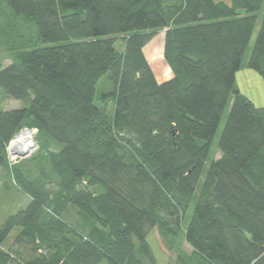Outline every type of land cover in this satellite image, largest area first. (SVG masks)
<instances>
[{
	"label": "trees",
	"instance_id": "trees-1",
	"mask_svg": "<svg viewBox=\"0 0 264 264\" xmlns=\"http://www.w3.org/2000/svg\"><path fill=\"white\" fill-rule=\"evenodd\" d=\"M0 3L33 29L0 59V89L23 103L0 111V175L28 197L0 225V264H156L154 228L190 247L179 264H264V107L235 83L254 34L246 66L264 79V0ZM161 31L159 81L144 48ZM24 127L35 176L7 158Z\"/></svg>",
	"mask_w": 264,
	"mask_h": 264
},
{
	"label": "rangeland",
	"instance_id": "rangeland-1",
	"mask_svg": "<svg viewBox=\"0 0 264 264\" xmlns=\"http://www.w3.org/2000/svg\"><path fill=\"white\" fill-rule=\"evenodd\" d=\"M7 15H8L7 10L0 3V59L4 66L10 63L11 61L10 54L12 50H19L22 47L25 48L27 46L24 43L23 38L28 33L33 32V29L30 26L21 25V24H13V21L11 22V20L8 19ZM254 35L252 36L249 47L243 57L242 63L244 64H245V61L247 60V55L250 51L251 44L253 43ZM29 36L31 37L32 35H29ZM162 38H163V32L161 31L144 48V53L151 67V70L154 76L159 81L168 79L171 76L170 70L167 67V65L164 63L163 58H162ZM116 47L118 49H121V43L118 42L116 44ZM251 70L254 72L255 74L254 76L242 74L241 75L242 77H240L237 80V83L243 91H246L254 98L255 97L257 98V105L263 106L264 105V83H263L264 79L255 70L253 69ZM238 72H242V69H240ZM110 89H111V84L109 82L108 75L105 74L98 80L96 84L94 102L98 104L99 103L97 99L98 94L102 91H108ZM237 89L239 88L237 87ZM21 107H23V103L21 101L7 97L5 93L0 89V111L21 108ZM228 110H229V106L226 107L222 120L218 126L214 140L212 142L211 150H210L207 161H210L212 158H217L219 156L218 150H216L215 147H216V142L220 135L225 117L228 113ZM106 112L108 116L110 117L112 116L113 102L108 103L106 107ZM21 132L20 133L18 132L17 135L10 142L12 152L10 151V148L8 146V149L10 151V152H7L8 162H9V165H13L20 160L27 162V164L25 165V167L27 168V171H29L33 176H35L38 174V164L35 162H31L30 158L35 156L37 152H39L40 141L38 139L36 131L31 130V140L34 143V146L31 152L26 153L30 145H28L26 149H25L26 146L19 148V146L17 145L16 139L21 134ZM18 144L20 145L19 142ZM47 147L49 150L57 149V146L53 142H49V144H47ZM19 152L21 154H15V155L12 154V153H19ZM3 180H6V179L0 175V225L3 223L5 217L8 214L14 213L20 208L25 207L28 202L27 195H25L17 187L18 185L16 184L11 185L9 189L4 190ZM10 183L13 184L12 181ZM16 230L17 229L15 228L11 232V236H13L16 233ZM8 240H10V238ZM147 241L155 257L156 264H179L176 260L177 249L179 250V252H184L186 254H189L191 250L190 247H188L185 243L176 244L175 249L168 250L163 245V241L155 228L148 234Z\"/></svg>",
	"mask_w": 264,
	"mask_h": 264
},
{
	"label": "crops",
	"instance_id": "crops-1",
	"mask_svg": "<svg viewBox=\"0 0 264 264\" xmlns=\"http://www.w3.org/2000/svg\"><path fill=\"white\" fill-rule=\"evenodd\" d=\"M213 1H215V2H222V3H225V4H230L231 3V0H213ZM240 69H242V72H238ZM237 72H236V75H235V83H236V87H238L239 89V91L241 92V93H243L244 95H246L256 106H259V105H257V98L255 97H253V96H251L248 92H246V91H243L242 89H241V87L238 85V83H237V80L240 78V77H242L241 75L242 74H244V75H249V76H254L255 74H254V72L250 69V68H248L247 66H246V61H245V64L244 63H242L241 64V68H240ZM256 77V76H255ZM264 83V82H263ZM259 107H264V105L263 106H259Z\"/></svg>",
	"mask_w": 264,
	"mask_h": 264
},
{
	"label": "bare ground",
	"instance_id": "bare-ground-1",
	"mask_svg": "<svg viewBox=\"0 0 264 264\" xmlns=\"http://www.w3.org/2000/svg\"><path fill=\"white\" fill-rule=\"evenodd\" d=\"M16 140H17V145L19 146V148L26 146L25 147V149H26L28 145L32 146V141H31L30 134L28 132H26V131H22L21 134L17 137ZM18 142L20 143V145L18 144ZM29 150H30V147L26 151V153L29 152Z\"/></svg>",
	"mask_w": 264,
	"mask_h": 264
},
{
	"label": "built area",
	"instance_id": "built-area-1",
	"mask_svg": "<svg viewBox=\"0 0 264 264\" xmlns=\"http://www.w3.org/2000/svg\"><path fill=\"white\" fill-rule=\"evenodd\" d=\"M31 130H32V131H35V129H30V128H26V127H24V128H22V129L19 131V133H20L21 131H26V132H28V133L30 134V137H31ZM16 135H17V134H16ZM16 135H15V136H16ZM15 136H14V137H15ZM14 137H13V138H14ZM13 138H12V139H13ZM12 139H11V140H12ZM11 140H10V142H11ZM31 141H32V140H31ZM10 142L8 143L9 145H7L6 150L8 149V146H9L10 151H11V143H10ZM33 146H34V143L32 142V146H30V150H29V152L32 151ZM10 151H9V149H8L7 152H10ZM11 152H12V151H11ZM27 153H28V152H27ZM12 154L15 155V154H21V153L19 152V153H12Z\"/></svg>",
	"mask_w": 264,
	"mask_h": 264
}]
</instances>
